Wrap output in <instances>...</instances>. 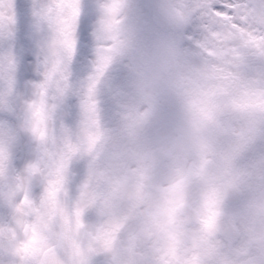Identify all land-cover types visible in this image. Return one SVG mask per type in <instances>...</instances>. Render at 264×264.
Wrapping results in <instances>:
<instances>
[{"label": "clouds", "instance_id": "1", "mask_svg": "<svg viewBox=\"0 0 264 264\" xmlns=\"http://www.w3.org/2000/svg\"><path fill=\"white\" fill-rule=\"evenodd\" d=\"M99 21L72 55L57 26L26 42L0 221L45 264H264V0H120Z\"/></svg>", "mask_w": 264, "mask_h": 264}, {"label": "snow or ice", "instance_id": "2", "mask_svg": "<svg viewBox=\"0 0 264 264\" xmlns=\"http://www.w3.org/2000/svg\"><path fill=\"white\" fill-rule=\"evenodd\" d=\"M120 0L101 3L99 0H0V112L14 113L18 90V76L21 71L28 72L27 57L29 46L21 43V25H24V40L29 41L33 34L39 35L52 26H57L64 36V43L70 55L77 48L76 35L88 24L94 9L100 12V25L103 30H111L112 17L118 11ZM99 67H104L111 57L100 48L97 49ZM63 97L64 90H61ZM91 96V90L89 92ZM94 101H83L82 107L87 110L94 106ZM19 144L16 135L8 131L6 138H0V173L5 163H11ZM59 182L49 181L50 185ZM176 190V186L173 187ZM54 192V189H50ZM18 211V209H17ZM85 209L78 208L77 217ZM210 222V221H209ZM21 221L13 215L8 221H0V257L7 258L0 264H45L41 259L47 253L38 234L25 240L18 238ZM27 227L24 231L27 232ZM109 242L105 241L107 245ZM48 264H57L55 260Z\"/></svg>", "mask_w": 264, "mask_h": 264}, {"label": "flooded vegetation", "instance_id": "3", "mask_svg": "<svg viewBox=\"0 0 264 264\" xmlns=\"http://www.w3.org/2000/svg\"><path fill=\"white\" fill-rule=\"evenodd\" d=\"M21 43L22 44L26 43V41L24 40V25H23V22H22V25H21Z\"/></svg>", "mask_w": 264, "mask_h": 264}]
</instances>
